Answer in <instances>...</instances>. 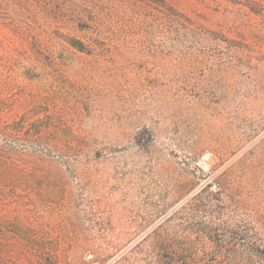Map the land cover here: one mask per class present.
I'll return each instance as SVG.
<instances>
[{
	"label": "rangeland",
	"instance_id": "1",
	"mask_svg": "<svg viewBox=\"0 0 264 264\" xmlns=\"http://www.w3.org/2000/svg\"><path fill=\"white\" fill-rule=\"evenodd\" d=\"M254 228L264 0H0V264H186Z\"/></svg>",
	"mask_w": 264,
	"mask_h": 264
},
{
	"label": "trees",
	"instance_id": "2",
	"mask_svg": "<svg viewBox=\"0 0 264 264\" xmlns=\"http://www.w3.org/2000/svg\"><path fill=\"white\" fill-rule=\"evenodd\" d=\"M254 231L255 228L247 241L238 232L234 233L231 241L226 240L223 235H217L214 241L218 249L202 254L188 251L170 253L166 258L171 261L181 258L180 262L186 264H264V236ZM227 244L230 248L223 250L224 245Z\"/></svg>",
	"mask_w": 264,
	"mask_h": 264
}]
</instances>
